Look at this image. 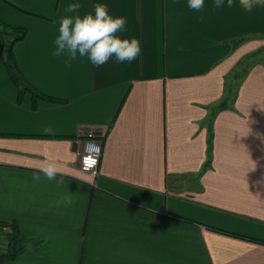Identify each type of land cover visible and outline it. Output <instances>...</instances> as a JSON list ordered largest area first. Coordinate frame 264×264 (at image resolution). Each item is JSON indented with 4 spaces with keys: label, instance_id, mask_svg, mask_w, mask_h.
Returning a JSON list of instances; mask_svg holds the SVG:
<instances>
[{
    "label": "crops",
    "instance_id": "0c3cea01",
    "mask_svg": "<svg viewBox=\"0 0 264 264\" xmlns=\"http://www.w3.org/2000/svg\"><path fill=\"white\" fill-rule=\"evenodd\" d=\"M69 2L0 0V22L26 30L12 45L23 79L62 101L19 95L0 37V222L28 241L0 264H264V56L246 62L264 6L205 0L197 18L187 0H101L142 50L97 67L53 55ZM88 130L95 178L79 163ZM46 159L63 184L33 182ZM68 190L74 203L51 205Z\"/></svg>",
    "mask_w": 264,
    "mask_h": 264
},
{
    "label": "clouds",
    "instance_id": "9594fccd",
    "mask_svg": "<svg viewBox=\"0 0 264 264\" xmlns=\"http://www.w3.org/2000/svg\"><path fill=\"white\" fill-rule=\"evenodd\" d=\"M234 3L235 0H211V11L219 14L226 6L232 7ZM239 5L246 12H252L255 7L264 6V0H239ZM187 6L195 17L202 18L204 15L205 0H187ZM81 8V0H70L65 9L66 14L59 17L53 55L66 57L64 62L69 66L73 60L86 58L97 67L112 58L123 63L131 62L140 55V38L122 35L127 31L126 16L114 15L109 11V5L101 0H97L90 11L81 13ZM59 173V163L55 159H46L40 164L39 171L32 174V180L39 183L46 179L61 185L64 178ZM73 197L74 193L68 190L50 203L53 206L71 205L74 203Z\"/></svg>",
    "mask_w": 264,
    "mask_h": 264
},
{
    "label": "trees",
    "instance_id": "16d2710c",
    "mask_svg": "<svg viewBox=\"0 0 264 264\" xmlns=\"http://www.w3.org/2000/svg\"><path fill=\"white\" fill-rule=\"evenodd\" d=\"M6 2L11 6H13L14 8L23 12V10H21L17 6L11 4L8 1ZM10 35H13L14 37L11 40V43L8 44L9 46L7 49V53L3 51L2 53L3 55L1 56V59L11 81L18 89L19 95L21 96L22 94L29 93L33 98L38 100H43L51 103H61L62 101L39 92L29 83H27L23 79L19 69L15 64L12 55V45L16 41L22 40L25 37L26 30L23 28L9 27L3 24L2 22H0V37L3 39V41H5V44H6V40H5L6 36H10ZM0 225H5L9 228L8 232L2 234L6 242L5 248L0 252V263H2L3 261L13 259L17 254L22 252L27 247L28 241L20 234V231L15 223L0 222Z\"/></svg>",
    "mask_w": 264,
    "mask_h": 264
},
{
    "label": "built area",
    "instance_id": "2783aa9c",
    "mask_svg": "<svg viewBox=\"0 0 264 264\" xmlns=\"http://www.w3.org/2000/svg\"><path fill=\"white\" fill-rule=\"evenodd\" d=\"M96 145L99 147L97 148ZM101 144L95 139V132L88 130L86 138L83 142L82 150L79 153L80 169L88 173L92 178L98 175V166L101 158ZM9 228L5 225H0V234L6 233Z\"/></svg>",
    "mask_w": 264,
    "mask_h": 264
},
{
    "label": "rangeland",
    "instance_id": "374dc122",
    "mask_svg": "<svg viewBox=\"0 0 264 264\" xmlns=\"http://www.w3.org/2000/svg\"><path fill=\"white\" fill-rule=\"evenodd\" d=\"M13 35L6 36V44L4 51L7 53L8 44L11 43V40L13 39ZM256 51H254L252 54L248 55V58H246V62L250 63L256 60L261 59L264 56V38L261 39V41L257 44ZM6 55V54H5ZM180 182V181H179ZM178 182V183H179ZM175 182V184H178ZM4 234V233H3ZM6 242L4 236H2V233L0 234V252L5 248Z\"/></svg>",
    "mask_w": 264,
    "mask_h": 264
}]
</instances>
